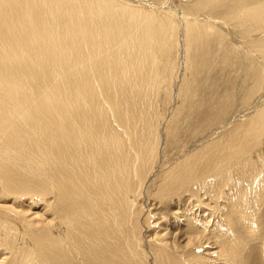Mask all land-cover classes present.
Here are the masks:
<instances>
[{"label": "bare ground", "instance_id": "obj_1", "mask_svg": "<svg viewBox=\"0 0 264 264\" xmlns=\"http://www.w3.org/2000/svg\"><path fill=\"white\" fill-rule=\"evenodd\" d=\"M180 1L0 0V264L241 260L232 215L264 203V0ZM161 90L181 105L158 122ZM180 137L196 141L151 167ZM158 174L162 210L224 203L211 230L173 205L180 251L143 244Z\"/></svg>", "mask_w": 264, "mask_h": 264}, {"label": "rangeland", "instance_id": "obj_2", "mask_svg": "<svg viewBox=\"0 0 264 264\" xmlns=\"http://www.w3.org/2000/svg\"><path fill=\"white\" fill-rule=\"evenodd\" d=\"M137 1L140 2V0H137ZM149 1L154 2L155 4L156 3L158 4V3H163L166 0H149ZM170 5L173 8L176 7V6L177 7H181L182 6V2L180 0H170ZM211 75L214 78L222 77V70H219V69L211 70ZM232 76H234V75H232ZM234 81L235 80H233V82ZM208 84H210V82ZM231 88H232V85L230 84L228 90L230 91ZM228 97H229V95H228ZM230 97H231V95H230ZM240 97L241 96H238V99H240ZM157 102L158 103H157V107L156 108H157V112L159 113V121L158 122H162L164 117L168 118V115H170V114L172 115V112H175V110H174L175 107L180 108V105H181V101H180V103H179V101H175V100L172 101V99H170L169 95H167L163 90L160 91ZM207 127H208V123H204V129H206ZM211 129H212V127H210L208 129V131H210ZM208 135H210V134H203V136H201V137L204 140H207L208 138H210V136H208ZM195 141L196 140H194L192 138L180 137L178 142H179V144L182 147L179 148V146L177 145L174 149L169 148L168 151H166V148H164L166 145L163 144L162 148H160V152L158 154V158L156 160L155 165H154V162H153V165L151 167H153V166H154V168L162 167L161 166L162 165V160H163V163L165 164L164 166H169V165H166V163L173 162L175 159H177L183 152L188 150V149L187 150H183L182 148L185 149L187 147L188 148L191 147L195 143ZM165 143H166V139H165ZM180 149H182V151ZM159 156H166V159H164V157H161L160 162H159L158 161ZM160 175H162V174H158L157 177L154 178V181L151 182V186L147 189L148 190V192H147L148 195L140 198L139 201H138L137 210L139 212V218H138V222L140 223L139 224V228L141 229V227H142L141 231H142V234L144 235V236H141V237L143 238V242H144L143 244L145 245L146 252H149V247H148L149 244L155 245L158 241L160 242V247H162L164 249L167 248V250L170 251V252L175 251L174 249H176V248H178L179 251H180L181 249L179 248V246L181 244H183L182 238L184 236L186 237L187 234L183 230L184 229V225H185L183 214L180 215V216H176V219H172V218H171L172 220L170 219V214H171L170 210H171V212L173 211V208H174L173 205L176 204V207L180 208L182 213H184V210H186L185 208H187V210L189 212H187L186 214H191V215H194V216H200L201 215L202 217H199L200 218L199 219L200 223L203 226H205V227L207 225L206 228L207 229L210 228V230H211V229H213V227H215L216 223L221 218L220 217L221 216V212L219 211V207H223L224 203L222 204L221 201H213V202L207 201V202H205L207 208L203 204V206H202L203 207V211H201L200 215H199L197 213L198 212L197 208L195 210V205L196 204L194 203V199L192 197H190L188 194H186V196L183 198L185 203L188 200V202L186 204V207H184V204L181 203L182 200L178 201V199H177V200L172 201V203H171L172 206L171 207L170 206H166L165 207L166 209L162 210V206L160 205V198L156 196L157 186H158V183L160 182V177H161ZM212 203H213V205H212ZM219 203H220V206H218ZM9 204H11V203H9ZM23 204H28V203L24 202ZM207 204H209V205H207ZM190 205H193V209L190 208ZM227 205L228 206L225 207V210L229 211L230 210L229 204H227ZM212 206H213L214 210L212 209ZM263 206H264V203L262 205V210H261L260 207L257 209L258 211H256V209H254V210L252 209L253 211L251 210V212H250L251 214L250 213H246L247 216L245 218L237 217L238 213H233V215H232L233 221L236 223L234 232H235V230H237V232H239L240 238H241L242 242L245 245V249H241V251L239 253V254H241V260L238 259V264H244V263L245 264H264V207ZM23 209L26 210L25 208H23ZM150 210H153V215L156 214V213L158 214L154 219H152V217H150L151 218V221H150L151 230H150V227H147V228L145 227L146 225H145V222H144L146 216L148 215V213H150ZM219 214H220V216H219ZM224 218H226L225 215L223 216L222 219H224ZM237 218H239V221H238ZM155 219H157V220H155ZM197 219H198V217H197ZM242 219H244V221H247V223L245 222L246 224H243L244 221ZM174 220H175V222H173ZM209 221L212 222V223H210ZM251 221H253V222H251ZM163 222H164V224H163ZM261 222H262V224L260 226ZM200 223L198 224V227H201ZM250 223L251 224L253 223L254 226H252ZM143 225H145V226H143ZM255 225L257 226L256 228H255ZM156 227L158 229H160V230H158ZM163 228H164V230H162ZM216 228H217L216 229L217 233H219L221 236L222 235H226L225 237L232 236L233 231L227 230L226 227L224 226V222L220 223ZM253 228H254V230H253ZM177 229H180V230H177ZM158 231H160V232L158 233ZM166 232H167V234L168 233L169 234L167 235ZM174 233L175 234L177 233V234L174 235ZM156 234H158V235H156ZM154 236H156V238ZM164 236H166V237H164ZM174 240H175V242H174ZM171 241L174 242V243L172 244ZM166 242H168V243H166ZM209 242L212 243L213 241H209ZM170 243L172 244L171 247L169 246ZM174 244H176L175 245L176 248L173 246ZM212 245H214V251L211 250V253L212 252H219V247L215 243H212ZM151 249L154 250L156 248L153 246V248H151ZM1 250H0V261L3 258L9 256V255H7V256L5 255V254H7L6 251H3L4 255L1 254ZM152 250H151V252H152ZM242 250L244 251L243 253H242ZM196 251H197V249H196ZM201 251H203V250L199 249L197 252L200 254ZM205 254H206V252H204V257H205ZM152 259H153V256L151 255V257L147 261V264H153V260ZM210 261L213 264H222L219 261V259H217L216 261H214V260H210ZM189 264H195V263H189Z\"/></svg>", "mask_w": 264, "mask_h": 264}]
</instances>
